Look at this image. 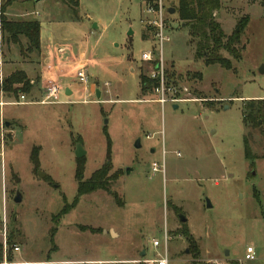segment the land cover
Returning <instances> with one entry per match:
<instances>
[{
  "label": "rangeland",
  "instance_id": "obj_1",
  "mask_svg": "<svg viewBox=\"0 0 264 264\" xmlns=\"http://www.w3.org/2000/svg\"><path fill=\"white\" fill-rule=\"evenodd\" d=\"M11 1L9 14L20 7L24 14L7 19L36 20L41 28L39 55L1 47L3 77L23 61L35 82L27 104L0 98V241L5 228L9 248L20 250L14 259L144 264L164 257L166 235L169 264H264V123L245 127L242 116L249 101L264 100V0H220L214 15L226 37L247 19L240 59L225 54L229 70L194 58L188 29L168 13L176 0H79L78 21L54 0ZM159 6L168 38L161 54L145 13ZM146 52L152 62L141 60ZM41 67L43 86L60 87V104H39ZM139 74L154 75L155 86L162 79L163 107L153 90L140 94ZM77 145L83 181L109 161L106 178L118 204L97 191L57 224L54 217L76 196ZM153 162L164 172L153 173ZM248 248L252 261L245 260Z\"/></svg>",
  "mask_w": 264,
  "mask_h": 264
},
{
  "label": "trees",
  "instance_id": "obj_2",
  "mask_svg": "<svg viewBox=\"0 0 264 264\" xmlns=\"http://www.w3.org/2000/svg\"><path fill=\"white\" fill-rule=\"evenodd\" d=\"M31 2L33 0H22ZM56 3L64 5L72 19L77 20L79 0H54ZM12 1H7L0 7V31L2 35V45L5 43L7 51L10 46L19 48V54L23 58L29 55L40 53V24L37 21H9L5 17L6 9ZM174 11L178 21L188 29L190 45L193 46L194 58L203 60L206 66L219 65L223 69L230 68V59L239 60L240 53L236 46L239 42V36L246 27L247 19L237 26V32L230 37H226L215 20V13L220 9V0H176ZM145 29L143 39H146ZM25 41V44L21 43ZM155 87L154 81L146 78L145 75L139 74L140 94L144 95ZM34 88L26 75L17 71L4 78L0 85V93L6 96L18 97V94L29 95ZM243 123L247 127H259L264 123V100H252L245 105L243 110ZM244 157L252 161L250 149L246 138L243 139ZM110 148L107 147V157H109ZM82 159H77V168L75 179L77 182L76 196L72 204H65L64 208L54 217V221L59 224L60 219L67 215L78 204L79 198L97 191H103L109 194L118 204L115 195L111 194L109 185L110 181L106 178L110 171L109 161L102 168L92 173L87 181H83L84 165ZM32 163L37 165V155L32 157ZM56 224V225H57ZM50 240L55 236V230L49 231ZM186 238H189L185 234ZM9 244V243H8ZM1 258V257H0ZM11 260V257H9Z\"/></svg>",
  "mask_w": 264,
  "mask_h": 264
},
{
  "label": "built area",
  "instance_id": "obj_3",
  "mask_svg": "<svg viewBox=\"0 0 264 264\" xmlns=\"http://www.w3.org/2000/svg\"><path fill=\"white\" fill-rule=\"evenodd\" d=\"M1 7V6H0ZM145 13L147 15H152L153 20L150 21L148 24L149 26L155 30L154 32V37L155 40L157 41V45L159 46V52L161 54L162 51V46L165 42L168 41V38L165 36L166 32V24L165 21L163 20V11L162 8L159 6L157 9H153L151 7L147 8L145 10ZM2 47V35L0 31V57H1V48ZM141 60L145 62H152V53L146 52L142 53L141 55ZM162 60L160 57V64ZM156 70H158V65L155 67ZM151 80L154 79V75H152ZM4 77L2 75V62L0 58V85L2 84ZM76 79L79 81L81 84H86L87 83V76L85 75L84 72L78 71L76 73ZM163 85H162V79L159 84H156V86L153 88V93L155 96L158 97L157 103L163 107L165 104V99H164V92H163ZM61 89L59 86H56L54 84H49L43 89V94H42V99L39 102L41 105H54V104H60L59 103V95H60ZM2 97V93H0V98ZM25 95L20 94L18 96V102L14 104H27L25 103ZM6 103H3L0 101V108L5 106ZM151 171L153 173H162L164 172V166L163 165H157L156 163L151 164ZM3 224L5 227V219H3ZM167 236L165 235V241H164V257L162 258H157V259H152V260H147L144 262V264H169L167 257H166V242H167ZM7 235H6V230L4 228L3 233H2V239L0 241V264H46V263H40V262H27V261H18L14 259V257L19 256L20 250L16 246H12L9 248V245L7 243ZM152 246L154 249H157L159 247V243L154 241L152 243ZM9 254L12 256L11 260L9 259ZM245 260L246 261H252L253 260V250L251 248H248L245 253Z\"/></svg>",
  "mask_w": 264,
  "mask_h": 264
},
{
  "label": "crops",
  "instance_id": "obj_4",
  "mask_svg": "<svg viewBox=\"0 0 264 264\" xmlns=\"http://www.w3.org/2000/svg\"><path fill=\"white\" fill-rule=\"evenodd\" d=\"M11 8H7L6 9V12H5V17H17V16H20L21 14H24V11H22L21 10V7H20V10H19V14H17V15H13V16H11L10 14H9V10H10ZM33 15H35V16H39L38 15V13H34ZM7 19V18H6ZM7 20H9V21H14V20H10V19H7ZM32 21H36V20H32ZM77 21H78V17H77ZM37 22H39V21H37ZM39 24H40V22H39ZM40 34H41V28H40ZM11 47V46H10ZM40 47H41V44H40ZM41 49V48H40ZM10 50H11V48H9V53H10ZM3 53H2V51H1V62L3 61V55H2ZM19 67L18 68H16L15 70H13L10 74H12V73H14V72H17V71H21V72H23L25 75H26V77L30 80V82L31 83H34V85H35V82L34 81H32L31 79H30V77L33 75V73H32V71H30V69H29V67H26V65H24L25 63L23 62V61H16L15 62ZM15 63H13V64H15ZM16 65V66H17ZM3 68H4V61H3V67H2V71H3ZM40 72H41V75H40V80L38 79V78H36V82L39 80L40 82H38L39 83V85H40V88L41 89H44L43 87V85H44V82H45V80H46V78H47V72L44 70V68L43 67H41V70H40ZM69 93V95L68 96H70V97H72L75 93L73 92V91H66V93ZM23 261H25V260H23Z\"/></svg>",
  "mask_w": 264,
  "mask_h": 264
},
{
  "label": "water",
  "instance_id": "obj_5",
  "mask_svg": "<svg viewBox=\"0 0 264 264\" xmlns=\"http://www.w3.org/2000/svg\"><path fill=\"white\" fill-rule=\"evenodd\" d=\"M34 1L37 3V2H39L40 0H34ZM168 13L171 14V15H173V14L175 13V11H174V9H169V10H168ZM182 27H183V25H182ZM236 32H237V31H236ZM66 95H69V93L67 92ZM173 109L176 110L175 107H173ZM6 126H7V125H6ZM83 155H84V154H83V152H82L80 146L77 145L76 152H75V158H76V159H82ZM41 177H44V176L41 175ZM14 202H15V203L20 202V197H19V195H16V197L14 198ZM208 207H210L209 204H208ZM180 222H181V223H185L186 220H185L184 218L180 217ZM142 256H143V253H142Z\"/></svg>",
  "mask_w": 264,
  "mask_h": 264
}]
</instances>
